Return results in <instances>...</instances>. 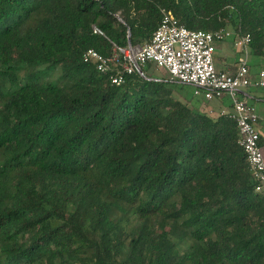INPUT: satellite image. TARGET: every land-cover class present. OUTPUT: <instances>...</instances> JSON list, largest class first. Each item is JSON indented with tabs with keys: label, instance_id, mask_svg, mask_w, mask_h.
I'll return each mask as SVG.
<instances>
[{
	"label": "trees",
	"instance_id": "obj_1",
	"mask_svg": "<svg viewBox=\"0 0 264 264\" xmlns=\"http://www.w3.org/2000/svg\"><path fill=\"white\" fill-rule=\"evenodd\" d=\"M162 11L264 59V0H0V264H264L230 115L152 63L120 86L83 63L149 43Z\"/></svg>",
	"mask_w": 264,
	"mask_h": 264
},
{
	"label": "built area",
	"instance_id": "obj_2",
	"mask_svg": "<svg viewBox=\"0 0 264 264\" xmlns=\"http://www.w3.org/2000/svg\"><path fill=\"white\" fill-rule=\"evenodd\" d=\"M95 35H103L92 27ZM233 37L226 30L214 33L189 31L179 25L168 12L162 11V19L149 43L139 46H114L110 55L103 56L94 50H87L83 63L92 64L95 70L108 75L114 86H120L127 76L140 66L152 63L157 69L167 72L173 81L194 88V97L206 102L227 96L231 101L230 115L240 135L238 146L242 149L255 183L254 192L264 195V156L260 146V133L255 127L254 108L241 101L238 93L251 86L264 88V72L257 75V81L249 78V36L233 40V49L238 53L232 72L217 71L214 64L215 43Z\"/></svg>",
	"mask_w": 264,
	"mask_h": 264
},
{
	"label": "crops",
	"instance_id": "obj_3",
	"mask_svg": "<svg viewBox=\"0 0 264 264\" xmlns=\"http://www.w3.org/2000/svg\"><path fill=\"white\" fill-rule=\"evenodd\" d=\"M233 37L225 40L221 43H215V55H214V64L217 71H224V72H232L235 68V64L238 58V53L233 49ZM259 65L260 69L258 71H254L252 77L250 79L253 82L257 81V75L260 72H264V61L261 59H253V56L249 54L248 59V66L249 69L252 66ZM250 71V70H249ZM190 87V86H187ZM193 88V87H190ZM258 87L251 86L247 89H243L238 93V97L241 101L245 102L247 105L249 104H258L264 105V94L258 92ZM194 91V88H193ZM193 97V96H192ZM187 99L189 97L187 96ZM190 101V100H189ZM202 102H205L201 100ZM191 103V102H190ZM206 103H212L206 102ZM251 106V105H249ZM253 108V106H251ZM230 111V106L227 107L222 103V99L215 100L209 109L201 108L202 113H208L209 115L214 116L215 114ZM255 124L257 126L262 125L264 128V113L259 111V115L255 117ZM257 129V128H256ZM259 132V131H258ZM260 133L261 138V149L264 156V133Z\"/></svg>",
	"mask_w": 264,
	"mask_h": 264
},
{
	"label": "rangeland",
	"instance_id": "obj_4",
	"mask_svg": "<svg viewBox=\"0 0 264 264\" xmlns=\"http://www.w3.org/2000/svg\"><path fill=\"white\" fill-rule=\"evenodd\" d=\"M253 59H257V58H254ZM264 61V59H261ZM260 69V66L258 65H255V66H252L249 70V78L250 76L252 77L253 75V72L254 71H258ZM251 80V79H250ZM186 90L188 91V97H189V100L191 102V105L194 107V109H196L197 111H201V108H206V109H209V107H211V104L215 101L213 100L212 103H206L205 102H202L201 100H203V98L201 97H194L193 93V88H190V87H187ZM258 92L264 94V88H261L259 87L258 89ZM193 96V97H192ZM204 101V100H203ZM222 103L229 107L231 106V101L229 100V98L227 96H224L222 98ZM251 106H253L254 108V117H257L259 115V111H262V113H264V105H258V104H249ZM255 127L257 128V130L261 133H264V128L262 125H259L257 126V124H255Z\"/></svg>",
	"mask_w": 264,
	"mask_h": 264
},
{
	"label": "water",
	"instance_id": "obj_5",
	"mask_svg": "<svg viewBox=\"0 0 264 264\" xmlns=\"http://www.w3.org/2000/svg\"><path fill=\"white\" fill-rule=\"evenodd\" d=\"M128 45H130V43ZM137 72H140V69H137Z\"/></svg>",
	"mask_w": 264,
	"mask_h": 264
}]
</instances>
